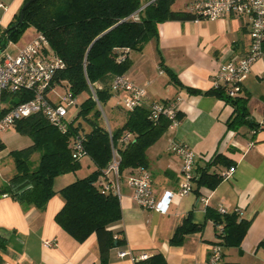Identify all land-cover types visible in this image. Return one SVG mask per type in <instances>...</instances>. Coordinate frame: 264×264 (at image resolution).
Listing matches in <instances>:
<instances>
[{
    "label": "crops",
    "instance_id": "obj_1",
    "mask_svg": "<svg viewBox=\"0 0 264 264\" xmlns=\"http://www.w3.org/2000/svg\"><path fill=\"white\" fill-rule=\"evenodd\" d=\"M192 1L179 6L175 0L172 9L189 11ZM23 2L0 0L4 29ZM250 44L244 17L166 20L158 24L156 38L147 41L142 50L130 52V67L124 75L146 90L143 106L170 100L179 112V124L168 128L146 150L155 195L159 197L165 190L175 192L182 177L181 158L166 149L171 141L183 142L194 151L197 172L217 154L229 160L235 171L213 189L197 188L194 183L192 192L173 197L166 214L139 207L124 176L119 198L122 219L112 228L123 231L126 243L110 251L108 264H135L143 253L147 257L162 253L167 264H209L211 247L219 238L218 228L206 218V209L220 207L227 212L237 211L250 225L240 249L222 248L217 264H264V129L228 130L226 122L232 107L207 92L215 87L219 66L243 57ZM170 73L179 83L172 80ZM241 93L249 97L251 118L258 123L264 121V57L243 78ZM9 151L0 150V189L15 173ZM230 166L213 164L209 172L221 174ZM57 180L60 185H53L56 191L67 185V177L57 176L54 184ZM63 204L58 193L44 209L24 208L10 194H0V264H99L95 234L79 243L56 222L55 216ZM188 213L193 222L202 226L201 230L186 234L180 244L171 243L175 228ZM46 240H53L55 245L44 246ZM122 250L130 254L120 257L118 252Z\"/></svg>",
    "mask_w": 264,
    "mask_h": 264
},
{
    "label": "trees",
    "instance_id": "obj_2",
    "mask_svg": "<svg viewBox=\"0 0 264 264\" xmlns=\"http://www.w3.org/2000/svg\"><path fill=\"white\" fill-rule=\"evenodd\" d=\"M26 1L4 29L0 49L7 41L16 40L27 27L33 26L48 39L53 52L64 61V66L55 73V82L75 97L85 94V99L66 133L59 131L41 114H32L14 123L15 130L29 136L32 143L9 152L15 173L0 189V194H10L24 208L44 209L48 200L58 193L64 204L55 216L56 222L79 243L95 234L99 264H108L110 251L126 243L123 231L112 228L122 219L119 198L104 190L101 184L106 179L103 169L111 159V145L119 151L122 178L138 167H147L146 150L166 132L169 121L162 118L154 124L145 106L125 110L124 122L111 128L110 138L107 127L99 122L98 103L102 106L115 94L110 85L112 78L129 69L131 51L142 50L147 41L158 36V24L166 20H195L196 15L173 10L175 0H35L23 9ZM21 11L23 18L19 23ZM170 76L179 83L173 73ZM228 90L226 85H218L207 91L232 107L227 129L237 131L247 127L254 132L264 129V121L258 123L251 118L248 95L241 93V89L239 94L231 96ZM29 97L27 95L26 99ZM125 131L131 132L133 137L123 146L119 140ZM75 134L83 135L86 156L94 168L88 175L56 191L53 185L57 176L76 172L81 167L71 144ZM3 146L1 143L0 150ZM35 153L39 157L37 165L33 166L31 159ZM217 163L232 165L217 154L205 167L198 169L197 188L213 189L223 180L221 174L209 172V168ZM27 185L28 188L18 192ZM206 218L218 228L219 242L216 244L222 248L240 249L249 220L242 219L237 211L220 212L213 208L206 209ZM201 228L188 213L175 228L170 242L180 244L186 234ZM135 264H167V261L162 253H155L145 259H135Z\"/></svg>",
    "mask_w": 264,
    "mask_h": 264
},
{
    "label": "built area",
    "instance_id": "obj_3",
    "mask_svg": "<svg viewBox=\"0 0 264 264\" xmlns=\"http://www.w3.org/2000/svg\"><path fill=\"white\" fill-rule=\"evenodd\" d=\"M189 12L199 19H223L231 16L244 17L251 37L248 52L237 60L222 63L216 72L215 87L226 85L231 96L239 94L242 80L253 64L264 57L262 43H264V0H193ZM4 28L0 21V41L4 38ZM5 48V47H4ZM0 49V131L13 127L21 118L32 114H41L47 121L62 133L69 130L75 122L77 113L68 116V107L76 104V97L69 91L58 100L53 99V91L58 85L54 76L57 70L64 66V61L51 49L48 39L38 33L28 43L22 46L14 55L3 54ZM120 60H123L121 58ZM111 90L115 94L124 93L122 105L125 110H133L143 106L146 90L135 85L124 74L115 75L111 80ZM30 97L26 99V96ZM94 99L97 100L94 95ZM99 107L100 104L98 103ZM148 117L154 123L162 118L169 121V128L179 124V112L174 101H153L148 107ZM111 138V127L107 125ZM133 134L125 131L119 142L125 146L132 139ZM1 144V139H0ZM74 157L80 160L86 156L84 137L75 134L72 137ZM176 153L182 160V177L175 192L165 190L161 196L154 193L151 174L147 167H138L126 175L125 182L132 190L135 203L144 209H152L160 214L169 211L174 196H184L194 189L195 179L199 173L195 170L194 151L183 142L171 141L166 148ZM120 154L116 146L111 145V159L103 169L106 179L101 182L104 190L111 191L118 198L121 197V179L119 174ZM235 171L230 166L221 173L223 180L229 179ZM220 212L226 210L219 208ZM44 246L55 245L53 240L44 241ZM130 254L126 250L118 252L120 257ZM222 257V247L215 244L211 247L208 257L209 264H217ZM147 258L141 254L137 259ZM24 264V263H19Z\"/></svg>",
    "mask_w": 264,
    "mask_h": 264
},
{
    "label": "rangeland",
    "instance_id": "obj_4",
    "mask_svg": "<svg viewBox=\"0 0 264 264\" xmlns=\"http://www.w3.org/2000/svg\"><path fill=\"white\" fill-rule=\"evenodd\" d=\"M180 5L182 6L186 0H177ZM37 34V30L33 26L27 27L23 33L16 39V40H9L2 52L3 54H11L14 55L18 52V50L27 42H29L35 35ZM65 95V90L61 86H57L53 91V99L58 100ZM124 93L120 94H113L111 99L103 104L100 105L99 109L101 111V117L99 118V122L107 127H118L121 123L125 120V109L122 105V98ZM85 99V94H81L76 97V104H72L68 107V116H74L80 107V103ZM119 104L116 105V103ZM116 105V106H113ZM84 123V121H83ZM0 139L1 143L4 145L3 148H7L8 150H18L24 147L29 146L32 143V140L29 136L20 134L15 130L14 127H9L7 129H3L0 131ZM9 151V152H10ZM39 154L35 153L32 156V164L33 166L37 165L38 163ZM9 160L10 157H7ZM81 167L76 172H68L65 174H61L64 177H67V184L72 182L77 178H82L88 175L94 167V164L91 162L88 156H83L80 159ZM60 176V175H59ZM69 180V181H68ZM123 182V177L121 179ZM60 185V180H57L54 186L57 188Z\"/></svg>",
    "mask_w": 264,
    "mask_h": 264
},
{
    "label": "water",
    "instance_id": "obj_5",
    "mask_svg": "<svg viewBox=\"0 0 264 264\" xmlns=\"http://www.w3.org/2000/svg\"><path fill=\"white\" fill-rule=\"evenodd\" d=\"M33 1H35V0H28V1H26V2L24 3V5H23L22 8H23V9L26 8V7H27L31 2H33ZM148 3H149V2H148ZM148 3H146L145 5H147ZM145 5H144V6H145ZM144 6H142V7H144ZM142 7H141V8H142ZM23 9H22V10H23ZM22 18H23V14H22V11H21L20 18H19V21H18L19 23L22 22ZM28 187H29V185H27V186L21 188L18 192H21V191H23L24 189H26V188H28Z\"/></svg>",
    "mask_w": 264,
    "mask_h": 264
}]
</instances>
